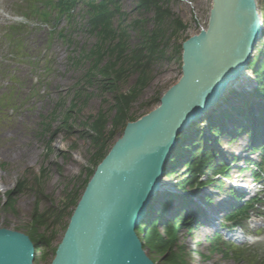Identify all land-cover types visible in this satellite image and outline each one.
<instances>
[{
	"label": "rangeland",
	"instance_id": "obj_1",
	"mask_svg": "<svg viewBox=\"0 0 264 264\" xmlns=\"http://www.w3.org/2000/svg\"><path fill=\"white\" fill-rule=\"evenodd\" d=\"M29 1L36 8L44 5L42 0H0V228L27 234L38 200L39 214L46 213L48 208L54 212L64 210L61 222L56 227L57 236L52 242V249H55L61 242L75 205L81 199L96 168L123 135L126 125L134 122L123 121L117 128L113 127L117 115L115 95L130 94L138 73L125 71L116 86L103 90L102 86L107 80L98 70L108 61L104 57L100 68L94 71V79L89 85L85 73L91 65V59H83L78 65L73 63V59L83 57L98 42L97 36L89 31L87 16L78 7L75 18L68 20L62 16L60 20H51L45 24L37 16H25ZM139 1L120 0L125 13L123 22L130 25L139 22L137 26L129 27L130 49L127 52L140 45L143 38L141 31L151 32L156 28L155 10L140 9ZM165 1V6L173 15L167 18L166 36L160 41L164 43L165 56L153 62L148 85L140 90L137 99L130 106L129 115L135 119H141L159 106L153 104L147 107L146 103L160 96L164 97L181 83L185 75V61L178 55V46L185 45L210 29L212 10L216 5L215 0ZM259 3L264 15V0H259ZM175 18L186 25L185 30L175 31L172 24ZM114 21L117 26L118 18ZM22 23L28 25L25 30L10 31V27ZM261 46L257 56H261L260 59L264 62V39ZM78 91L82 92L78 94ZM235 99L237 108L243 107L241 99ZM235 99L234 96L231 97L230 102L234 103ZM227 105L232 107V103ZM71 109L73 110L65 121V113ZM106 110L110 112L109 123L105 126L104 139L102 138L105 146L102 148V139L96 143L90 127L100 112ZM64 121L67 126H62ZM47 127L50 129L47 130ZM230 136L216 134L215 137L219 146L215 150L216 168L221 166L220 161L225 156L230 166L229 177L221 183L217 181L221 178L214 170L208 176L212 182L218 183L196 190L200 194L197 199L199 202L202 200L200 197L210 194L211 205L207 207L201 202L202 208H222L219 216L226 214L230 208L232 184L243 183L255 188L248 197L264 187V177L252 181L250 170L244 168L247 167L245 159L259 162L262 153L258 151L251 154L250 138L246 132H240L231 142ZM193 151L194 149H190L189 152ZM237 156L240 159L231 164L232 157ZM184 161L185 159L176 164L174 170L164 177L167 183L174 185L187 177L188 167ZM37 176H42L41 181L36 179ZM205 178L206 176L200 180L205 182ZM185 188L189 193L196 189L188 185ZM8 191H13L10 197H7ZM163 205L165 204L161 203L159 207ZM177 205L173 201L172 208H167L168 213L175 211ZM257 212L264 216V201L251 210L248 220L241 221L240 227L231 232H227L225 228L220 229L218 221L214 222V226L191 224L193 226L190 228V225H184L181 220L171 250L184 253L189 264H250L225 254L223 249L226 251L227 248L224 246H212L209 236L216 230L220 234V242L225 241L226 245H244L253 252L257 264H264V236L253 237L254 230L264 225V219L257 217ZM168 223L158 226H151L150 223L147 229L151 227L150 234L158 230L165 241L168 239ZM38 230L42 232V228ZM248 233L250 236H247ZM138 234L147 256L155 264H170L164 248L153 249L152 244L144 238L143 231ZM52 249L46 263L38 259L37 264H50L54 258Z\"/></svg>",
	"mask_w": 264,
	"mask_h": 264
},
{
	"label": "water",
	"instance_id": "obj_2",
	"mask_svg": "<svg viewBox=\"0 0 264 264\" xmlns=\"http://www.w3.org/2000/svg\"><path fill=\"white\" fill-rule=\"evenodd\" d=\"M210 29L184 47L185 75L159 106L125 127L96 168L50 264H155L137 229L161 191L178 137L250 74L264 39L259 0H215ZM22 232L0 228V264H36Z\"/></svg>",
	"mask_w": 264,
	"mask_h": 264
},
{
	"label": "trees",
	"instance_id": "obj_3",
	"mask_svg": "<svg viewBox=\"0 0 264 264\" xmlns=\"http://www.w3.org/2000/svg\"><path fill=\"white\" fill-rule=\"evenodd\" d=\"M42 2L44 3L43 7L36 8L34 6V3H32V1H29L27 12L30 16L39 17L44 23L50 22L51 20H60L62 16H65L66 18H68V20L73 19L75 18V11L78 7L81 8L84 16H87L89 31L91 34H95L97 36L98 42L95 44L94 48H91L88 52L84 53L83 57L73 59V63L75 65H78L82 62L83 59H91V65L85 73V79L89 85L94 79V71L100 68L102 59L104 57H107L108 61L105 63V66H102V68L98 70V72L107 80V83L103 84L102 86L103 90L105 88L112 89L114 86H116L121 79L122 73L125 71L138 73L135 86L131 90L130 94L115 95V100L117 102L115 107L117 109V115L115 120L113 121V127L117 128L123 121L127 122L138 120L137 118L135 119L134 117L129 115L130 106L137 99L140 90L148 85V82L150 81L151 67L153 65V62L157 61L159 58H163L166 52L164 50L165 46L163 47L164 43L160 41L161 39L164 40L166 36L165 28L167 18L173 17L172 12L165 6L166 1H139L138 7L140 9L143 8L146 10H155L156 28L151 32L141 31L143 34V38L140 45L135 48H131L129 52H127L130 49V45L128 42V30L130 26H137L139 22L137 21L131 25L123 22L122 19H124L125 13L123 12L120 0H42ZM116 18H118L119 20L117 26H115L114 24V20ZM172 24L176 32L177 30L186 29V25L180 19H173ZM25 28V25L15 26L14 28L12 27V29L14 30H25ZM178 55L182 56V60L184 59L183 46H178ZM259 65L260 63H258L255 67L258 68ZM258 75L259 86L256 90V95L264 97V70L258 71ZM80 92L82 91H78V94H80ZM160 101L161 96L152 99L145 105L148 107L153 104H159ZM110 109L112 112V107H110L109 110ZM249 109H251V106H249ZM72 110L73 109L65 113V121L68 120V114ZM232 110H236L238 113L242 114L246 112V109L238 110L235 107H232ZM261 111L263 112V109ZM108 112L107 110L104 112H100L96 121H94L90 127L93 133V140L96 143L100 142L104 137L105 126L107 123H109ZM219 117H221L222 119H233V116L229 111L220 112ZM65 121L62 126H67L65 124ZM261 121L264 122V117H262ZM207 123H209V128L211 130H214L215 135H220L223 132V128L221 126L222 122H218V120H216L213 116L207 121ZM49 129L50 127H47V130ZM236 129L238 132H246L248 135H250L247 125H244L242 127L236 126ZM261 129L264 130V126L261 127ZM201 130L202 129L200 127L194 130V132L192 133L195 138L187 147V149L189 151L190 149H194V151L192 153L190 152L189 160L187 162V177L180 183L181 186L187 183L193 187H200L203 184V181L200 179L205 176L206 179H208V183H215L217 181L221 182V179L213 182L212 180H210L208 173L214 172V170L215 174L220 175L221 178L228 176L230 167L225 164V161L223 159L220 161L221 166L216 168L215 151L212 150L211 146L204 145L205 136L204 132ZM103 139L101 141L102 148L105 146V142ZM233 139L234 138H232V140ZM249 148H251V150H256L255 146L251 142L249 144ZM260 150L262 153L260 162H255L253 160L246 161L247 164L250 163L251 166H249L248 169L255 178H262L264 169L263 144L261 145ZM180 154H182V151L178 155ZM178 159L179 158L176 156L172 158V161L175 162L178 161ZM41 178L42 176L36 177V179H38L39 181H41ZM11 192L13 191H8L7 197H10ZM40 196L42 197V195ZM231 197L237 198V193L234 190H232ZM262 200L263 198L260 196V194H256L251 201H245L244 203L239 201L238 204L234 203L231 208V220L239 222L238 220L240 217H248L251 209L256 207L258 205V202ZM77 204L75 206H77ZM37 205L38 200L31 217V227L27 231V234L38 248V259L46 263L49 251L52 249V242L57 236L56 227L61 222V218L64 213L62 211L64 210L54 212L53 210L48 208L46 213L39 214V212L37 211ZM148 214L151 215L152 211H149ZM181 220L183 221L184 225H189V221L191 222L195 219L193 218L192 220H184V218H182ZM181 220H178V222H169L167 224L168 239L165 241L162 239V236L158 230L153 231V234H150L151 227L146 230L148 221H146L144 225H141L136 232L138 234L140 231H143L144 238L152 244L153 247H151L153 249L164 248L163 250H165V254L167 255L168 262L170 264H189L184 258V253L173 252L171 250L174 247L176 229L178 228ZM153 223V225L158 224V220H155ZM38 228H42V232H40ZM219 240L220 239L217 236L211 238L212 246H224L225 249L227 248V250L225 251L223 249V252L225 254L234 256L237 261L247 260L250 263L255 262V259L252 258V254L249 253L245 248L236 247L235 245L229 246L224 242H220ZM52 250L54 251L55 255L57 247Z\"/></svg>",
	"mask_w": 264,
	"mask_h": 264
},
{
	"label": "bare ground",
	"instance_id": "obj_4",
	"mask_svg": "<svg viewBox=\"0 0 264 264\" xmlns=\"http://www.w3.org/2000/svg\"><path fill=\"white\" fill-rule=\"evenodd\" d=\"M254 78H253V76L251 75V74H248L247 76H246V78L244 79V81L239 85V89H253V86H254ZM253 90H255V89H253ZM230 96H231V94H230ZM229 96V97H230ZM228 97V98H229ZM227 98V99H228ZM230 101L228 100V101H225V102H223L216 110H215V112H214V114H212V116H216L217 115V112L219 111V110H221V108H222V105L223 104H228ZM217 118H219L218 116H216ZM201 124H202V121H199L198 123H196V124H192V126H190L189 128H187V130L184 132V133H182L179 137H178V148L173 152V154L171 155V157L169 158V160L167 161V164H166V166H165V170H166V175L168 176L169 174H170V171H173L174 169V166L176 165V161L174 162V161H172V158L173 157H180V155H178L179 153H181V151L184 149V148H186V146L188 145V144H191V142L194 140V138H195V136L194 135H192V133L194 132V130H196L197 128H200V126H201ZM191 128H193V130H191ZM16 132V131H15ZM183 135V136H182ZM9 146V145H8ZM165 175V176H166ZM168 186V184L165 182V179L164 178H162V184H161V188H163L164 186ZM155 199V198H154ZM154 211H155V209H154ZM154 216H155V213L153 214ZM239 238V237H238Z\"/></svg>",
	"mask_w": 264,
	"mask_h": 264
}]
</instances>
